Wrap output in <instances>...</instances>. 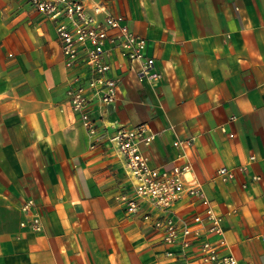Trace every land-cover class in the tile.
Listing matches in <instances>:
<instances>
[{"label": "crops", "instance_id": "obj_1", "mask_svg": "<svg viewBox=\"0 0 264 264\" xmlns=\"http://www.w3.org/2000/svg\"><path fill=\"white\" fill-rule=\"evenodd\" d=\"M94 3L147 40L159 77H139V61L115 53L125 63L111 71L119 98L104 117L90 103L91 135L72 108L75 71L54 22L26 0H0V264H202L198 242L170 245L152 232L143 215L157 207L143 200L131 213L120 201L133 188L106 137L113 122L147 123L157 133L145 148L150 164H189L186 178L222 216L224 234L209 236L218 250L264 264V0ZM223 166L233 179L215 177ZM29 198L40 230L21 225ZM202 209L185 196L173 212L190 219Z\"/></svg>", "mask_w": 264, "mask_h": 264}, {"label": "built area", "instance_id": "obj_2", "mask_svg": "<svg viewBox=\"0 0 264 264\" xmlns=\"http://www.w3.org/2000/svg\"><path fill=\"white\" fill-rule=\"evenodd\" d=\"M37 11L51 19L56 28L64 64L75 71L77 85L68 90L74 111L78 112L88 133L95 135L97 118L88 109L94 100L100 105L99 116L119 98V77L111 75L113 68L122 69L123 60H114L115 53L129 61H139L138 75L153 82L159 77L155 70V58L147 55V40L131 30L124 15L113 14L100 3L88 4V0H26ZM115 132L107 139L124 157L127 173L132 182V192L119 195L128 212L140 209L146 200L157 207L159 215L144 213L152 232L170 245L187 248L198 245L202 264H242L233 253H222L209 239L210 235L224 234L222 216L211 199L195 179L186 178L189 164L161 169L150 164L145 148L156 139L157 133L147 123L136 125L115 123ZM187 140L174 141L175 146H185ZM253 158V157H252ZM222 181L234 178L232 168L220 167L215 175ZM189 196L202 211L190 219L174 214L173 207L183 197ZM21 209L26 213L23 227L40 230L41 215L32 198L25 200ZM223 238L221 239L222 242Z\"/></svg>", "mask_w": 264, "mask_h": 264}]
</instances>
